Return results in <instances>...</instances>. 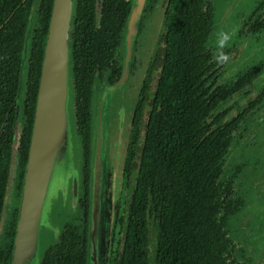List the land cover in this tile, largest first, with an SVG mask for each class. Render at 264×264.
<instances>
[{"label": "flooded vegetation", "instance_id": "1", "mask_svg": "<svg viewBox=\"0 0 264 264\" xmlns=\"http://www.w3.org/2000/svg\"><path fill=\"white\" fill-rule=\"evenodd\" d=\"M27 1L21 0L17 5L16 9L23 7L24 10L13 25H19L16 28L19 33L23 30V50L30 14L38 5L33 41L45 33L44 52L49 21L43 32L46 15L41 13L42 0H30L26 4ZM128 1L131 9V0ZM216 2L168 0L165 8L161 0H147L145 4L128 57V81L121 89L129 100L135 99V107L129 141L131 160L123 181L126 196L121 195L116 206L119 216L124 217L123 208L132 203L138 188L139 147L159 152L158 162L162 165L159 188L164 192L173 188L180 190V177L165 170L178 162V159L169 160V155L182 145L192 150L205 147L210 159L216 153V164L202 174L205 179L195 181L192 177L194 190L190 188V199L206 191L208 201L216 208L214 218L220 232L217 238L222 241L219 261L221 264H264V0H257L249 13L237 14L234 23L227 25L223 33L215 31ZM11 5L6 2L4 7ZM15 11L9 15L4 12L0 30L10 22ZM95 22L97 27L78 25L71 40L76 52L77 74L81 64H91L87 71L92 76L85 81L91 92L90 110L96 92L120 81L124 61L122 30L116 28L118 31L110 36L99 35L96 8ZM15 39L11 43L6 41L12 38L0 42V48L16 47ZM19 76L20 67L18 82ZM17 93L18 84L16 96ZM2 101L0 264H12L31 133L26 147L27 142L22 140L24 115L16 118L15 100L13 118L9 119L11 114L5 113ZM161 206L156 210L148 202L144 207L146 264H156L159 239L164 236ZM197 216L196 211L190 221L193 228L197 225ZM80 217L75 216L71 223H80ZM120 219L115 227L120 226ZM115 231L113 252L118 248L119 227Z\"/></svg>", "mask_w": 264, "mask_h": 264}, {"label": "water", "instance_id": "2", "mask_svg": "<svg viewBox=\"0 0 264 264\" xmlns=\"http://www.w3.org/2000/svg\"><path fill=\"white\" fill-rule=\"evenodd\" d=\"M256 1L220 0L215 6L218 8L215 31L223 33L227 25L234 23L237 14L249 13ZM146 2L131 0L122 32L124 61L120 81L114 86L106 85L92 99L86 264H110L115 205L122 194L135 107V99L129 100L121 89L128 81V57ZM167 2L161 0L162 8ZM96 3V21L99 22L102 0ZM76 6L77 0L52 1L12 264H41L64 225L81 215L79 203L85 196V150L82 136L77 133L71 43ZM37 9L35 5L31 11L25 34L15 99L16 118L23 115ZM129 106L132 110H128Z\"/></svg>", "mask_w": 264, "mask_h": 264}, {"label": "trees", "instance_id": "3", "mask_svg": "<svg viewBox=\"0 0 264 264\" xmlns=\"http://www.w3.org/2000/svg\"><path fill=\"white\" fill-rule=\"evenodd\" d=\"M21 0H0V25L5 15L15 11L10 22L0 30V42L8 38L6 43H11L16 37V47L0 48V99L1 105L5 107V113H10L9 119L13 118L15 96L18 84V74L21 62L22 37L17 31L19 25L13 22L24 10L23 7L17 8ZM53 0H42V12L46 15L44 20V30L48 26L50 9ZM6 2L12 3L9 7H4ZM30 0L26 2L29 4ZM95 0H77L73 30L80 26L97 27L95 22ZM29 9H26V15ZM130 9L128 0H102V10L99 19V35H111L116 31L124 29L125 21ZM4 12L6 14L4 15ZM118 28V29H116ZM41 30V29H40ZM37 35H39V31ZM35 32V31H34ZM88 32V31H87ZM175 32V31H174ZM72 31V35H73ZM90 33V32H89ZM34 36V34H33ZM45 33L36 37L33 41L29 58L27 92L22 107L25 124L23 126L22 140L29 143L32 129L36 95L43 56ZM73 37V36H71ZM41 39V40H40ZM40 40V41H39ZM96 43H98L96 41ZM90 49V46H89ZM74 61V84L77 133L82 136L83 147L85 150L84 176H85V196L80 201V223L73 224L68 222L64 225L58 240L50 245L45 252L41 264H86V240H87V220H88V179H89V152H90V94L85 84L87 78L92 74L87 69L90 62L80 65L77 74L76 52L73 51ZM2 63V64H1ZM82 78V80L80 79ZM12 108V109H11ZM131 136V134H130ZM130 141V139H129ZM130 144V142H129ZM194 147V146H193ZM193 148L182 145L178 150L169 155V160L178 159V162L170 167L163 168L171 174L180 177V190L163 191L159 188L161 181V162L159 152L154 148L139 147L140 163L139 174L137 177L138 188L133 196L132 203L128 208H123L126 212L124 217L119 216V207L116 206V221L120 219L119 225H114L113 237L118 231V248L115 252L111 249L110 264H146L147 238L143 236L145 231L144 207L148 202L154 204L156 210L163 206L164 209V233L158 244V255L155 259L156 264H221L219 261L218 250L222 247V241L217 238L220 234L219 226L214 218L217 213L216 208L211 204L205 192L195 194V198L190 199L192 177L195 181H201L206 177L202 174L207 173L216 164V153L214 159H210L205 147L192 150ZM216 152V151H215ZM129 145L127 157L124 164V179L128 171L127 163L129 159ZM192 186V187H191ZM189 187V188H185ZM152 195V199L149 198ZM211 197V196H210ZM161 206V207H162ZM131 209V211H130ZM198 212L196 218L197 225L193 228L190 221L192 215ZM121 213V212H120ZM158 214V213H157ZM83 230V231H82ZM113 240V239H112ZM114 241V240H113ZM113 247V245H112ZM116 254V255H115Z\"/></svg>", "mask_w": 264, "mask_h": 264}, {"label": "rangeland", "instance_id": "4", "mask_svg": "<svg viewBox=\"0 0 264 264\" xmlns=\"http://www.w3.org/2000/svg\"><path fill=\"white\" fill-rule=\"evenodd\" d=\"M219 1H220V0H217V2H216V4H215L216 6H218ZM217 9H218V8H215V12H216ZM160 11H161V10H160ZM112 114H115V111L112 112V113L110 114V118H112V117L114 116V115L112 116ZM110 118H109V119H110ZM110 121H111V120H110ZM123 191H125V190H123V188H122V194H121V195H122V196H126V192H123ZM120 197H121V196H120ZM122 198L124 199L125 197H122ZM118 200H120V198H119ZM116 204H117V203H116ZM115 206H116V205H115ZM72 220H73V219H72ZM71 222H72V221H71ZM71 222H70V223H71Z\"/></svg>", "mask_w": 264, "mask_h": 264}]
</instances>
